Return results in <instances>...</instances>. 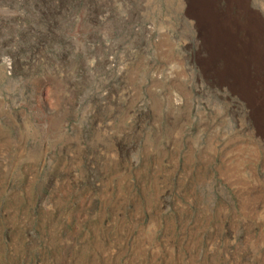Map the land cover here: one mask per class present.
<instances>
[{
    "label": "rangeland",
    "instance_id": "obj_1",
    "mask_svg": "<svg viewBox=\"0 0 264 264\" xmlns=\"http://www.w3.org/2000/svg\"><path fill=\"white\" fill-rule=\"evenodd\" d=\"M183 8L0 0V264H264V99Z\"/></svg>",
    "mask_w": 264,
    "mask_h": 264
},
{
    "label": "bare ground",
    "instance_id": "obj_2",
    "mask_svg": "<svg viewBox=\"0 0 264 264\" xmlns=\"http://www.w3.org/2000/svg\"><path fill=\"white\" fill-rule=\"evenodd\" d=\"M205 9L213 47L219 51L218 53L225 54L223 58L230 71L234 68L240 69L239 64L248 56V48L253 45V38H250L248 32L243 33L245 27L239 16L233 14L230 6L227 10H223L219 3L206 2ZM234 79L249 88L258 89V95L264 98V78Z\"/></svg>",
    "mask_w": 264,
    "mask_h": 264
},
{
    "label": "crops",
    "instance_id": "obj_3",
    "mask_svg": "<svg viewBox=\"0 0 264 264\" xmlns=\"http://www.w3.org/2000/svg\"><path fill=\"white\" fill-rule=\"evenodd\" d=\"M255 1L256 0H179V2L184 3L183 11L185 12L186 18H188L189 14L193 11L200 12L205 17V13H207V11L205 9L206 2L207 3L208 2L219 3V4H221V9H223V10H227L228 6H230L233 14L234 15L238 14V15H236L237 17L239 16V9L236 8L234 4L244 2L245 3L244 8L246 9L247 13H249L251 15V14H253L252 12H254L257 15H259L258 14V12H259L258 8H252L251 5H249L250 3H253ZM262 18H263V16H260V17L255 18L254 20L257 21L256 25L258 24V27L261 29L260 32H261V38L263 39V41L261 44L262 48H260V49L263 50V53H260L259 55H257L256 53L251 54V55L248 54L245 61L242 62L241 64H239V68H240V72L238 74L239 78H264V18L263 19ZM257 45L259 46V44H257ZM215 68L218 69V67H215ZM234 70L236 71L235 68H234ZM221 72L222 71H220V73ZM231 72H233V71H231ZM263 105H264V103H263Z\"/></svg>",
    "mask_w": 264,
    "mask_h": 264
}]
</instances>
